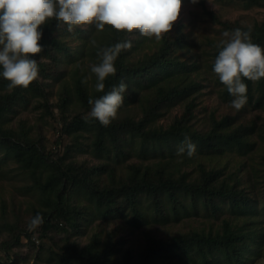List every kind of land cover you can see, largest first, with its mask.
Masks as SVG:
<instances>
[{
	"label": "trees",
	"instance_id": "trees-1",
	"mask_svg": "<svg viewBox=\"0 0 264 264\" xmlns=\"http://www.w3.org/2000/svg\"><path fill=\"white\" fill-rule=\"evenodd\" d=\"M246 6L264 5V0H243ZM228 28L234 30L251 29L252 42L264 49V20L253 26H245L239 23L226 21ZM75 27V26H73ZM104 42L99 49L114 45L117 42L130 40V33L117 32L110 26H106ZM43 37L40 44L43 51L33 58L38 61L41 55L49 56L55 64L61 63L63 58L69 61L78 57L81 48H72L71 45L57 32L69 34L67 26L57 27L55 19L42 25ZM76 31L83 34L88 29L78 27ZM183 35L174 36L172 33L162 36V43L151 55L139 61H131L128 56L130 49L122 51L114 62L117 72L105 80V93L111 87L118 85L123 80L128 89L133 86L144 88L156 87L154 99L160 105L173 104L179 98L196 88V81L184 80L185 75L196 68V64H189L176 53L178 47L188 44L183 40ZM131 41V40H130ZM133 45V44H132ZM218 45V44H217ZM81 52V51H80ZM219 49L216 48L217 56ZM39 75L45 72V64L38 61ZM38 75V76H39ZM76 81V94L83 107L91 109L88 104L89 97L99 98L105 93L92 94L88 91L87 83H82L83 76L74 75ZM247 85V103L262 105L264 103V78L252 82L242 78ZM187 80V79H186ZM9 81L0 76V148L6 154L12 156L24 170H29L35 177L43 194L49 195L47 199L49 207L39 210L42 215V235L50 229H61L63 221L75 229L81 226L80 220L85 217V208L71 205L65 198L67 191H83L95 203L96 209L104 217H113L126 211H131L134 218L144 217L141 210V197L146 195L165 218L171 209L174 216H179L180 209L197 211L199 202L202 203L208 213L219 216L225 210L232 215L246 216L242 224L230 219H224L222 226L209 231L193 230L188 233L175 235L171 238H149L141 253L135 255L131 249H127L117 256L119 245L112 238L105 243L97 235L85 246L79 247L75 243H67L61 252L56 253L55 264H246L247 260L255 252H259L264 244V191L261 196L263 204L259 206L257 197L241 187V179L233 174L224 176L223 168L208 169L205 164L198 165L199 173L190 178L189 172H181L171 169L170 163L175 159L176 146L182 144L185 137H189L196 145L199 152L221 154L227 149L236 147L238 150L251 149L250 141L252 127L240 126L230 128L231 117L225 116L220 120L213 119L212 128L201 132L191 127L189 120L191 110L178 117L170 126L155 127L151 125L156 114L154 106L146 111L145 115L136 120L131 117L116 119L110 126L104 127L97 120H85L86 115H75L72 119L63 116L65 133L73 134L79 130H87L95 136L92 144L97 156L109 155L111 152L119 158L126 153V147L136 139H141V151L163 152L168 148L173 160L166 164L153 168L147 165H133L132 171L126 178L115 179L113 172L111 181L101 183L96 174L105 171V166L89 168L74 163H66L63 157L55 158L41 145L40 142L31 140L27 133H18L14 128L6 125L9 114L17 111L20 103H28L31 96L45 95V87L41 80L33 81L27 89L8 88ZM125 94L124 104L131 100L132 93ZM224 95L233 98L224 88ZM69 97H65L61 103V109L66 110ZM190 109V106H189ZM69 152V149L66 153ZM187 161L184 154L181 158ZM100 169V170H99ZM47 173V178L41 182L42 175ZM40 174V176H39ZM190 204H187V201ZM167 202V203H166ZM168 218V217H167ZM64 228V227H62ZM30 241L39 242L40 235L33 238L34 231L28 228L24 231ZM38 239V240H37ZM21 240L18 235L16 241ZM10 245L5 251L9 253ZM7 264H15L14 260H8Z\"/></svg>",
	"mask_w": 264,
	"mask_h": 264
},
{
	"label": "rangeland",
	"instance_id": "rangeland-1",
	"mask_svg": "<svg viewBox=\"0 0 264 264\" xmlns=\"http://www.w3.org/2000/svg\"><path fill=\"white\" fill-rule=\"evenodd\" d=\"M263 20L264 5L246 6L243 0H200L198 4L192 5L189 0H182L180 16L170 33L174 36L183 35V40L188 43L178 47L176 53L189 64H196V68L187 73L184 80L196 81L199 85L171 105L157 103L154 99L155 86H133V90L129 89L127 93L134 91V96L118 110L117 117L139 120L146 111L157 106V116L151 123L155 127L170 126L187 110L192 111L189 120L191 127L201 132L212 128L213 119L220 120L225 116L232 119L230 128L243 125L252 127L249 135L250 141L253 142L251 149L238 150L233 147L221 154L197 150L187 161L182 160V156H176L170 167L176 169L175 171L179 168L181 172H189L190 178L198 175L200 163L205 164L208 169L223 168V177L233 174L234 177L240 178L241 187H245L251 195L257 197L259 206L263 204L260 198L264 191V103H248L239 111L231 108L230 102L233 98L225 97V86L213 72L212 66L217 44L224 39L223 32L232 31L224 24L226 21L253 26ZM78 27L88 31L79 34L76 31ZM105 32L106 28L98 31L94 24L75 26L69 34L57 32L56 35L63 37L72 48L78 49L82 46L77 53L78 57L71 61L65 57L61 63L55 64L49 56L41 55L38 61L45 64L46 70L38 77L45 87V95L31 96L28 103H20L16 107L17 111L9 114L6 123L18 133L26 132L31 140L40 142L55 158L60 159L66 155L67 164L74 163L89 168L107 165L105 171L96 174L101 183L111 181L109 172H113L118 180L126 178L133 165L141 166L142 169L147 165L156 168L166 164V161L173 160L168 148L163 152L143 153L141 139H136L128 145L126 153L119 158L113 152L97 156L92 144L95 138L92 132L79 130L69 134L63 130V116L72 119L75 115H87L90 111L82 106L76 94L74 75L78 74L84 79L91 77L87 82L88 91L90 94L95 91L96 77L91 73V66L100 62L98 52L100 44L104 42ZM166 34L169 33L163 35ZM130 40L133 46L128 58L131 61H139L151 55L162 43V38L156 40L154 37H143L138 31L130 33ZM65 97H69V102L63 114L60 105ZM68 149L69 152L66 153ZM46 178L47 173L42 175L41 182ZM37 180L29 170L22 169L12 156L0 148V264H7L8 260H14L15 264H55L56 253L61 252L65 244L75 243L81 248L95 235L101 243L111 238L117 242L120 249L118 257L127 249L138 255L151 237L168 239L193 230H217L222 226L224 219L242 224L247 218L235 217L236 215H232L228 210L216 217L208 213L201 202L197 211L190 210V207L186 210L181 208L179 216L175 217L170 209L168 218H165L146 195L141 197L144 217L137 220L131 211L104 217L85 192L67 191L66 200L71 205L86 210L85 217L80 220L81 226L75 229L63 221L61 229L47 230L44 235L40 226L34 230L33 235V238L40 235V241L33 243L23 234L27 223L39 210L49 207L45 197L55 196H45ZM187 204H190L189 200ZM18 235H21L19 242L16 241ZM7 245L11 247L9 253L5 251ZM246 264H264V244L259 252L248 258Z\"/></svg>",
	"mask_w": 264,
	"mask_h": 264
},
{
	"label": "clouds",
	"instance_id": "clouds-1",
	"mask_svg": "<svg viewBox=\"0 0 264 264\" xmlns=\"http://www.w3.org/2000/svg\"><path fill=\"white\" fill-rule=\"evenodd\" d=\"M200 0H189L196 5ZM182 0H0V76L9 81L8 88L27 89L38 79V61L33 57L42 53V25L55 19L57 27L94 24L98 31L110 26L117 32L138 31L143 37L160 40L170 33L177 22ZM217 48L212 70L233 97L231 108L241 110L247 103V85L242 78L257 82L264 78V49L252 42L251 29L236 28L224 31ZM125 40L98 52L100 62L91 66L96 77L95 91L105 93V80L117 72L114 62L122 51L132 48ZM91 77H85L87 83ZM128 85L121 80L99 98L89 97L90 111L85 120H97L102 126H110L123 106ZM196 145L185 137L178 145L176 155L191 158ZM43 224L39 213L27 223L29 231Z\"/></svg>",
	"mask_w": 264,
	"mask_h": 264
}]
</instances>
